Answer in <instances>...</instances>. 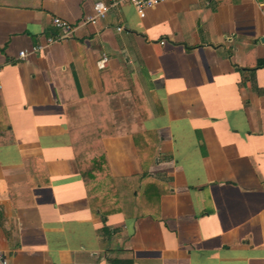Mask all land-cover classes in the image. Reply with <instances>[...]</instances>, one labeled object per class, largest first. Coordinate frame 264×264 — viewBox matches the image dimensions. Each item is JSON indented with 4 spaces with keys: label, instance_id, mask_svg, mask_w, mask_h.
I'll list each match as a JSON object with an SVG mask.
<instances>
[{
    "label": "crops",
    "instance_id": "obj_1",
    "mask_svg": "<svg viewBox=\"0 0 264 264\" xmlns=\"http://www.w3.org/2000/svg\"><path fill=\"white\" fill-rule=\"evenodd\" d=\"M96 1L0 0L5 264H264V0Z\"/></svg>",
    "mask_w": 264,
    "mask_h": 264
},
{
    "label": "built area",
    "instance_id": "obj_2",
    "mask_svg": "<svg viewBox=\"0 0 264 264\" xmlns=\"http://www.w3.org/2000/svg\"><path fill=\"white\" fill-rule=\"evenodd\" d=\"M167 0H98L94 2L92 6V15L86 16L83 18L82 23L83 24H95L98 19L105 17L106 13L109 11L110 8L122 3V2H129L135 9L137 15L139 17H144L146 11L149 8H152L162 2H165ZM52 26L55 28L56 33L51 34L46 37L44 43L36 44L35 46H32L30 51L27 50H21L19 51V57H26L28 53H34L39 50L45 49L50 44L62 40L68 36H70L74 30L75 25L71 24L65 19H62L60 17H53L52 18ZM118 31L122 30L121 26H117L116 28ZM107 62V56L102 55L96 62L97 67L100 69H103ZM0 262L1 264H5V259L3 258V254L0 253Z\"/></svg>",
    "mask_w": 264,
    "mask_h": 264
},
{
    "label": "trees",
    "instance_id": "obj_3",
    "mask_svg": "<svg viewBox=\"0 0 264 264\" xmlns=\"http://www.w3.org/2000/svg\"><path fill=\"white\" fill-rule=\"evenodd\" d=\"M101 131L99 130V132L98 133H100ZM99 147H101V145H100V139L98 138L97 139V141L95 142V145L93 144V141H92V143L90 144V146H88V145H86V146H82V148H80V150H79V146H77V144H73V148H74V151H75V154H76V157H77V161H78V167H79V170H80V172L84 175V176H88V175H91V171L93 170V168H94V163H92L91 162V164L88 166V165H86L87 164V161H85L84 159H83V149H88V148H90V150L89 151H91L92 153L93 152H95L96 153V150L97 149H99ZM95 163H97V165H99L100 164V162L99 161H97V159H96V162ZM149 186V185H148ZM149 192V193H148ZM145 198L144 199H142L141 198V201L142 202H145V204H152V196H151V193H150V190H149V188H146L145 189ZM138 196H140L141 197V194L139 195V193H138ZM139 208L140 209H142V211H148L147 210V208H146V206H143V205H139Z\"/></svg>",
    "mask_w": 264,
    "mask_h": 264
},
{
    "label": "rangeland",
    "instance_id": "obj_4",
    "mask_svg": "<svg viewBox=\"0 0 264 264\" xmlns=\"http://www.w3.org/2000/svg\"><path fill=\"white\" fill-rule=\"evenodd\" d=\"M141 196H142V199H144V198H145V194H141Z\"/></svg>",
    "mask_w": 264,
    "mask_h": 264
}]
</instances>
